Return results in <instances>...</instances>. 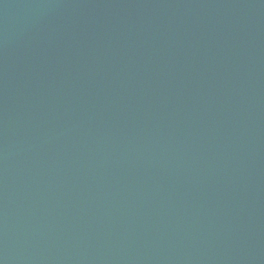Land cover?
<instances>
[{
    "label": "water",
    "instance_id": "1",
    "mask_svg": "<svg viewBox=\"0 0 264 264\" xmlns=\"http://www.w3.org/2000/svg\"><path fill=\"white\" fill-rule=\"evenodd\" d=\"M0 264H264V0H0Z\"/></svg>",
    "mask_w": 264,
    "mask_h": 264
}]
</instances>
